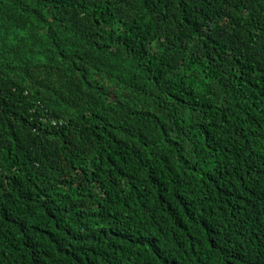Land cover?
<instances>
[{
	"label": "trees",
	"instance_id": "1",
	"mask_svg": "<svg viewBox=\"0 0 264 264\" xmlns=\"http://www.w3.org/2000/svg\"><path fill=\"white\" fill-rule=\"evenodd\" d=\"M0 264H264V0H0Z\"/></svg>",
	"mask_w": 264,
	"mask_h": 264
},
{
	"label": "clouds",
	"instance_id": "2",
	"mask_svg": "<svg viewBox=\"0 0 264 264\" xmlns=\"http://www.w3.org/2000/svg\"><path fill=\"white\" fill-rule=\"evenodd\" d=\"M167 231L159 220H153L145 225L141 232V245L147 253L157 251L167 240ZM184 247L183 240H177Z\"/></svg>",
	"mask_w": 264,
	"mask_h": 264
}]
</instances>
